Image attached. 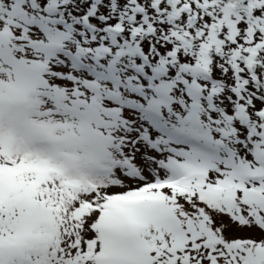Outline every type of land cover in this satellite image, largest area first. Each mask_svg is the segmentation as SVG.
<instances>
[{"label": "snow or ice", "instance_id": "obj_1", "mask_svg": "<svg viewBox=\"0 0 264 264\" xmlns=\"http://www.w3.org/2000/svg\"><path fill=\"white\" fill-rule=\"evenodd\" d=\"M0 264H264V0H0Z\"/></svg>", "mask_w": 264, "mask_h": 264}]
</instances>
